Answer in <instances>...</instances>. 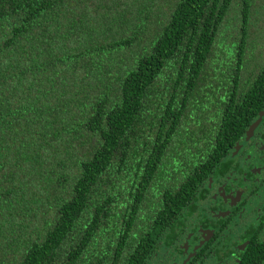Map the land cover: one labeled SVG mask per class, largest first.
<instances>
[{
  "label": "trees",
  "instance_id": "1",
  "mask_svg": "<svg viewBox=\"0 0 264 264\" xmlns=\"http://www.w3.org/2000/svg\"><path fill=\"white\" fill-rule=\"evenodd\" d=\"M262 108L264 0H0V264H155Z\"/></svg>",
  "mask_w": 264,
  "mask_h": 264
},
{
  "label": "flooded vegetation",
  "instance_id": "2",
  "mask_svg": "<svg viewBox=\"0 0 264 264\" xmlns=\"http://www.w3.org/2000/svg\"><path fill=\"white\" fill-rule=\"evenodd\" d=\"M249 127L201 187L190 217L179 223L175 251L167 249L155 264H240L250 244L263 245L264 115L246 140Z\"/></svg>",
  "mask_w": 264,
  "mask_h": 264
},
{
  "label": "water",
  "instance_id": "3",
  "mask_svg": "<svg viewBox=\"0 0 264 264\" xmlns=\"http://www.w3.org/2000/svg\"><path fill=\"white\" fill-rule=\"evenodd\" d=\"M264 115V112L259 114V118L249 127V129L246 132V137L245 139L248 140L253 132V130L255 129V127L258 125L261 116Z\"/></svg>",
  "mask_w": 264,
  "mask_h": 264
},
{
  "label": "rangeland",
  "instance_id": "4",
  "mask_svg": "<svg viewBox=\"0 0 264 264\" xmlns=\"http://www.w3.org/2000/svg\"><path fill=\"white\" fill-rule=\"evenodd\" d=\"M254 165H257L258 163L257 162H253ZM248 208V207H247Z\"/></svg>",
  "mask_w": 264,
  "mask_h": 264
}]
</instances>
